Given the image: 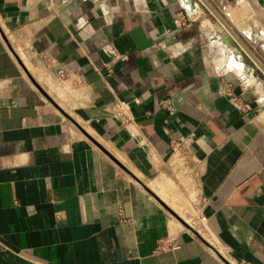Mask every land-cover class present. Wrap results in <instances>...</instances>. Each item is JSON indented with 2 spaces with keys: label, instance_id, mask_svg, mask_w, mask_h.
<instances>
[{
  "label": "crops",
  "instance_id": "1",
  "mask_svg": "<svg viewBox=\"0 0 264 264\" xmlns=\"http://www.w3.org/2000/svg\"><path fill=\"white\" fill-rule=\"evenodd\" d=\"M205 1L264 66V0ZM196 4L0 0V264H264V85Z\"/></svg>",
  "mask_w": 264,
  "mask_h": 264
},
{
  "label": "water",
  "instance_id": "2",
  "mask_svg": "<svg viewBox=\"0 0 264 264\" xmlns=\"http://www.w3.org/2000/svg\"><path fill=\"white\" fill-rule=\"evenodd\" d=\"M194 2L200 3V10L206 9L215 19L216 21L222 25V27L228 32L231 38H229V42L226 41V38L223 36L224 43L227 46H230L231 43H234L235 46L238 47L237 52L241 55V57H249V59L256 65V67L263 73L264 75V66L263 64L253 55V53L243 44V42L237 37V35L232 31L229 25L223 20V18L205 1V0H194ZM233 41V42H232ZM246 55V56H245ZM32 84L37 88V90L44 96V98L56 109L58 110L65 118L68 119V116L53 102V100L47 96L42 89L33 81L31 80ZM79 130L100 150H102L117 166H119L129 177H131L134 181H136L139 185L143 187L145 191L151 194L166 210L170 212L179 224H181L186 230L192 232L196 236L198 234L189 226L186 222H184L179 216H177L174 212H172L157 196H155L146 186L140 183V181L131 174L126 168L121 166L119 162H117L113 157H111L108 153H106L95 141H93L84 131L78 127ZM209 246V245H208ZM210 247V246H209ZM211 248V247H210ZM215 254L224 262H226L213 248H211Z\"/></svg>",
  "mask_w": 264,
  "mask_h": 264
},
{
  "label": "rangeland",
  "instance_id": "3",
  "mask_svg": "<svg viewBox=\"0 0 264 264\" xmlns=\"http://www.w3.org/2000/svg\"><path fill=\"white\" fill-rule=\"evenodd\" d=\"M192 3H194V0H190ZM199 4V3H198ZM196 9L197 10H199L198 12L197 11H195V10H193L192 11V15L194 16V17H196V16H200V17H205V18H208L211 22H212V24H213V26L218 30L217 32H218V34H219V36L220 37H229L230 38V35L228 34V32L222 27V25H220L217 21H216V19L206 10V9H204V10H200L199 9V7H198V5L196 4ZM229 42V41H228ZM231 46H227V49H229L230 50V52L231 53H233L235 50L237 51L238 50V47L237 46H235L234 45V43H231L230 44ZM235 51V52H236ZM232 55V54H231ZM231 55H229L228 53H227V51L223 54V56H222V59L225 61V63H229V56H231ZM246 56V55H245ZM241 57V56H240ZM22 59H24L23 57H21ZM241 59H242V64H243V66H246V68H248V69H253L255 72H256V75H257V80L258 81H260V82H262L263 83V85H264V75H263V73L256 67V65L249 59V57H241ZM263 112H264V109H263ZM188 207V206H187ZM181 214H179V215H181V219L184 221V222H186L187 223V225L188 224H190L191 223V219L188 217V216H185L184 214H183V212H180ZM177 221V220H176ZM179 223V222H178Z\"/></svg>",
  "mask_w": 264,
  "mask_h": 264
},
{
  "label": "built area",
  "instance_id": "4",
  "mask_svg": "<svg viewBox=\"0 0 264 264\" xmlns=\"http://www.w3.org/2000/svg\"><path fill=\"white\" fill-rule=\"evenodd\" d=\"M185 11H186L187 18L189 20L194 18V16L192 14H189L187 12V10H185ZM182 25H184V23H182ZM65 75H66V73H65V71L63 69H59L57 71V76H58L59 79L63 80L65 78Z\"/></svg>",
  "mask_w": 264,
  "mask_h": 264
},
{
  "label": "bare ground",
  "instance_id": "5",
  "mask_svg": "<svg viewBox=\"0 0 264 264\" xmlns=\"http://www.w3.org/2000/svg\"><path fill=\"white\" fill-rule=\"evenodd\" d=\"M187 2H188V0H186ZM199 8H200V6H199ZM226 38V41L228 42L229 41V37H225ZM233 56V55H232ZM231 56V57H232ZM230 62V61H229ZM233 62H235V63H237V59H236V56L234 55V57H233ZM238 64V63H237Z\"/></svg>",
  "mask_w": 264,
  "mask_h": 264
}]
</instances>
